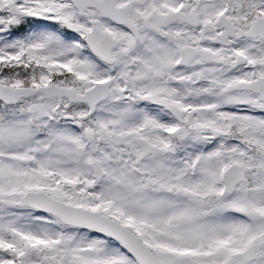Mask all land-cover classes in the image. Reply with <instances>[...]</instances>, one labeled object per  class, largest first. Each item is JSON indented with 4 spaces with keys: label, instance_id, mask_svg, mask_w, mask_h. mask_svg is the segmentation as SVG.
Returning <instances> with one entry per match:
<instances>
[{
    "label": "snow or ice",
    "instance_id": "1",
    "mask_svg": "<svg viewBox=\"0 0 264 264\" xmlns=\"http://www.w3.org/2000/svg\"><path fill=\"white\" fill-rule=\"evenodd\" d=\"M0 264H264V0H0Z\"/></svg>",
    "mask_w": 264,
    "mask_h": 264
}]
</instances>
